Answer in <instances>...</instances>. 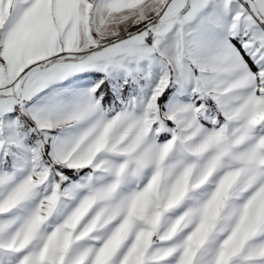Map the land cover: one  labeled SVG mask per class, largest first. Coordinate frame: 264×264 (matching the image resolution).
<instances>
[{"label": "snow or ice", "instance_id": "obj_1", "mask_svg": "<svg viewBox=\"0 0 264 264\" xmlns=\"http://www.w3.org/2000/svg\"><path fill=\"white\" fill-rule=\"evenodd\" d=\"M0 264H264V0H0Z\"/></svg>", "mask_w": 264, "mask_h": 264}]
</instances>
